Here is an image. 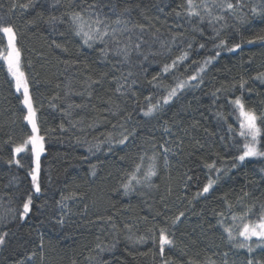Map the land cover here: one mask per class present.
<instances>
[{
  "label": "trees",
  "instance_id": "trees-1",
  "mask_svg": "<svg viewBox=\"0 0 264 264\" xmlns=\"http://www.w3.org/2000/svg\"><path fill=\"white\" fill-rule=\"evenodd\" d=\"M260 223L264 0H0V264H264Z\"/></svg>",
  "mask_w": 264,
  "mask_h": 264
},
{
  "label": "rangeland",
  "instance_id": "rangeland-1",
  "mask_svg": "<svg viewBox=\"0 0 264 264\" xmlns=\"http://www.w3.org/2000/svg\"><path fill=\"white\" fill-rule=\"evenodd\" d=\"M4 34L7 37L8 41V49L6 52V58H7V68L9 71V74L12 78L16 79L15 75H18L20 72L19 64H18V57H17V51H16V45H15V37L12 31H9V29L4 30ZM20 76V74H19ZM31 98L27 95L25 91L24 96V103L25 108L27 111V119L30 129V136L28 137L25 144L19 146L17 148L16 153L20 154L22 152H25L28 147H30L34 154V173H33V180H34V189L35 191H38V177H39V171H40V161L44 154V137L39 132L38 129V123H37V117H36V109L33 107V104L31 103ZM244 120L246 121L247 125H249L248 130V138L252 143L251 151L247 153V155H253L257 152L256 146L254 144V140L257 139V123H256V117L252 114L244 113ZM166 138L167 141L164 143V151L167 155L168 159L170 160L172 157H174V151H176V137L177 135L172 130H168ZM69 200H65L63 204L61 205V216L62 217H68L71 212V207L69 205ZM247 235L252 236V238H264V223L255 224L252 227H250L246 232ZM246 264H262L260 262H254L249 261Z\"/></svg>",
  "mask_w": 264,
  "mask_h": 264
}]
</instances>
